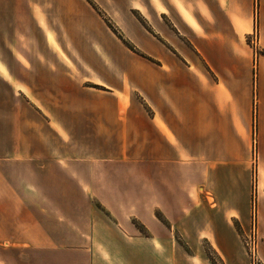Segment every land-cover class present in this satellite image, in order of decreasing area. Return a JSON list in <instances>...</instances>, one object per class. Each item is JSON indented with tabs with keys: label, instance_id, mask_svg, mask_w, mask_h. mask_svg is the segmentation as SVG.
<instances>
[{
	"label": "crops",
	"instance_id": "1",
	"mask_svg": "<svg viewBox=\"0 0 264 264\" xmlns=\"http://www.w3.org/2000/svg\"><path fill=\"white\" fill-rule=\"evenodd\" d=\"M33 27L90 38L83 78L65 51L34 66ZM193 203L225 264H249L256 212L264 264V0H0V264H213L156 216Z\"/></svg>",
	"mask_w": 264,
	"mask_h": 264
},
{
	"label": "rangeland",
	"instance_id": "2",
	"mask_svg": "<svg viewBox=\"0 0 264 264\" xmlns=\"http://www.w3.org/2000/svg\"><path fill=\"white\" fill-rule=\"evenodd\" d=\"M48 1L49 0H32L33 15L34 14L39 15L41 12V9L45 8V6L48 4ZM98 13L101 15L103 12H98ZM110 28L118 37H119V34L120 36L123 37V35L119 32L120 31L119 28H115L113 24H112V27ZM32 31H33L32 32L33 37L31 38V44H32L31 50H32L33 64L35 63V61L41 60L40 57L44 56V54H48L52 57H55L58 54H62L64 56L63 52L65 51L68 58L65 57L66 59L64 60L67 66L70 67V69H72L73 71V74L72 73L70 74L76 78H79V77L83 78L82 75H84V72L79 69V67H82V65L81 64L79 65L78 59L74 57L76 55L73 56V54L74 52H78L80 50L84 51L85 49L83 48V44L88 42V40L90 41V38H41L40 37L41 33L39 32L38 27H33ZM123 39L128 43L129 46L123 43V41L119 37V38H112L111 41H112L113 48L116 47V45H120L123 48L129 49L140 55L142 54L145 58L152 60V58L143 54L133 44V42L129 38L123 37ZM247 42H248V38H247ZM250 47L253 49L255 56L261 55L262 52L260 49L256 50L252 46ZM83 70H86V68H84ZM37 78L40 80L39 75H37ZM84 82L86 84L89 83L88 81H84ZM89 85L94 86L93 83H90ZM39 93H40L39 91H36V93L33 91V94H39ZM253 129L255 133L254 136L256 138V134H257L256 120L253 122ZM254 161H253V171H252V183L254 182L253 180L254 172L255 174H257V171H256L257 155L256 154H255ZM132 178L134 179L135 176L133 175ZM195 181L197 180L193 179V183H195ZM255 184H256V180H255ZM253 186H254V183H253ZM192 193L213 197L212 194L206 191L203 185L201 187L200 186L195 187L193 185ZM211 197H210V201L212 202L208 201L210 208L215 206V203H214L215 200H212ZM122 205L130 206L131 204H122ZM176 207H177L175 208L176 213L173 214L172 218L169 220L163 216V213L161 212V210H156V216L167 226L173 227V233L175 236L176 243L181 244L183 248H185L186 252L189 254L194 253L192 248L188 244L189 242L192 243L194 247L200 244V246L205 249L207 256L209 257V259L212 261L213 264H225L224 261L221 259V257H219L218 254L215 252V250L211 249L210 241L207 239L208 237L211 238V236L209 235L206 236L204 233H201V231L206 232L209 228L208 227L209 224L214 222L213 214L208 213L209 211H207L204 208V204L193 203L191 210L188 211L185 217H182L178 212L179 207L178 206ZM132 209H133L132 206L129 207V210H132ZM131 222L136 227L137 231L139 230L138 231L139 233H142L143 235H149L145 225L139 219H137L136 217H133ZM244 235H245L244 233L241 235L242 244L244 242ZM258 239L260 240L259 236H258ZM243 247H244V244H243ZM244 250H245V247H244ZM245 253H246V250H245ZM246 256L249 261V264H251L248 258V255ZM259 258L262 264L260 253H259Z\"/></svg>",
	"mask_w": 264,
	"mask_h": 264
},
{
	"label": "built area",
	"instance_id": "3",
	"mask_svg": "<svg viewBox=\"0 0 264 264\" xmlns=\"http://www.w3.org/2000/svg\"><path fill=\"white\" fill-rule=\"evenodd\" d=\"M248 42L250 46L255 48L256 50L259 48V31L256 27L251 34L248 37ZM253 180L255 184L256 180V174L254 172L253 174ZM244 247L246 250V254L248 255V258L250 260L251 264H261L260 258H259V239H258V233H257V223H256V212L253 213V219L252 224L249 229V232L244 235Z\"/></svg>",
	"mask_w": 264,
	"mask_h": 264
},
{
	"label": "trees",
	"instance_id": "4",
	"mask_svg": "<svg viewBox=\"0 0 264 264\" xmlns=\"http://www.w3.org/2000/svg\"><path fill=\"white\" fill-rule=\"evenodd\" d=\"M101 16H103L104 17V19H105V21L107 22V24L110 26V27H112V24L110 23V21H109V19L108 18H106L105 16H104V14L102 13L101 14ZM119 37L121 38V40L123 41V43H125L127 46H129L128 45V43L123 39V37L122 36H120V34H119Z\"/></svg>",
	"mask_w": 264,
	"mask_h": 264
}]
</instances>
